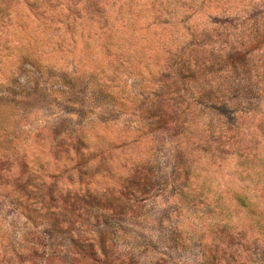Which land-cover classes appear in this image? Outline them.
Returning <instances> with one entry per match:
<instances>
[{
    "label": "clouds",
    "instance_id": "1",
    "mask_svg": "<svg viewBox=\"0 0 264 264\" xmlns=\"http://www.w3.org/2000/svg\"><path fill=\"white\" fill-rule=\"evenodd\" d=\"M0 264H264V0H0Z\"/></svg>",
    "mask_w": 264,
    "mask_h": 264
}]
</instances>
